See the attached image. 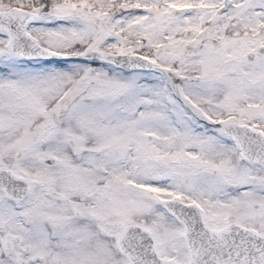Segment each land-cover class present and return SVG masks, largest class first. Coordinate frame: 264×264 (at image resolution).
Wrapping results in <instances>:
<instances>
[{
    "label": "snow or ice",
    "instance_id": "obj_1",
    "mask_svg": "<svg viewBox=\"0 0 264 264\" xmlns=\"http://www.w3.org/2000/svg\"><path fill=\"white\" fill-rule=\"evenodd\" d=\"M0 264H264V0H0Z\"/></svg>",
    "mask_w": 264,
    "mask_h": 264
}]
</instances>
